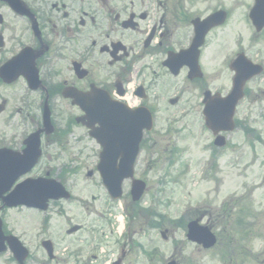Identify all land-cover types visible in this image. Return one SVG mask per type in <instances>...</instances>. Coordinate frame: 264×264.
I'll return each instance as SVG.
<instances>
[{
    "label": "flooded vegetation",
    "instance_id": "af4514ba",
    "mask_svg": "<svg viewBox=\"0 0 264 264\" xmlns=\"http://www.w3.org/2000/svg\"><path fill=\"white\" fill-rule=\"evenodd\" d=\"M200 4L204 8H196V0H0V243L10 251L4 237L12 236L19 241L17 251H27L21 261L11 257L13 264H153L151 259L160 256L165 263L181 264L180 253L164 259L154 247L156 235L164 241L168 226L175 232L180 223L165 220L163 187L159 178L151 182L147 177L153 171L149 163L140 173L134 170V178L146 184L139 200L130 194L133 178L124 179L122 196L112 199L97 168L99 145L87 136L66 147L69 119L55 113L75 110L76 116L83 115L82 106L65 93L95 92L110 106L152 114L139 159L183 155L179 143L192 127L176 119L164 128L157 125V114L166 109L201 112L208 106V32L198 48L191 47L193 20L208 15V0ZM172 59L184 63L175 74L168 67ZM262 95V90L254 95L234 138V132L227 133L221 147L231 158H252L261 173L236 208L222 204L215 214L205 211L203 219L217 237L222 233L217 234L215 220L228 223L219 237L224 239L220 251H200L208 252L215 264H264ZM46 111L55 133L43 126ZM204 129L207 138L199 147L208 158L218 147L210 133L208 148ZM239 136L246 137L241 145L236 144ZM128 154L120 142L112 158L118 164ZM52 179L63 186L65 197L51 200ZM89 188L93 193L85 199ZM12 192L16 204L8 206ZM118 215L122 230L116 225ZM233 220L237 238L231 237Z\"/></svg>",
    "mask_w": 264,
    "mask_h": 264
},
{
    "label": "rangeland",
    "instance_id": "374dc122",
    "mask_svg": "<svg viewBox=\"0 0 264 264\" xmlns=\"http://www.w3.org/2000/svg\"><path fill=\"white\" fill-rule=\"evenodd\" d=\"M201 1L196 0V8H204L205 5L200 4ZM251 3L252 0H208V13L219 7L229 9L230 12L227 23L208 35V89L210 90L222 91L230 89L231 72L227 67V62L235 50L241 49L246 52L248 57L264 62V40L255 43L254 28L247 16ZM248 86L247 89H250V92L247 100L244 101L239 109V117L246 113L247 107L251 104L252 99L255 98L254 95L259 90L264 91V79L256 83L252 81ZM261 98L264 99V96L262 95ZM257 100L260 99L257 98ZM261 104L264 112V102ZM178 113L179 110L175 109L161 111L158 116L159 125H172ZM64 114L65 116L63 114L61 116L67 121L68 119L70 120L71 115L73 116L77 112L71 110ZM197 114L198 111H190L182 119L183 123H187L192 127L191 132L184 135V138L179 143V146L185 151L182 158L177 156L173 159V163L164 161L162 165H159V160L148 161L144 158L140 159V168L146 167L148 163L149 167L153 168V171L149 172L147 176L151 182H153L157 174L162 173V171L157 172V168H162L164 171L165 177L169 182L166 194H169L162 209L169 219H178V217L188 214V212L190 214L193 210H209L215 214L225 198L229 197V199L235 200L236 197L234 195L243 191L240 184L244 178L242 179L241 175L243 173L246 175L250 174L249 170L243 171V163L248 162L246 164L248 166L250 161H253L252 158L242 159L240 164H236V161L229 155L218 159L209 157L206 159L199 145L205 140L207 135L200 133L202 123L198 119ZM261 128H264V123L262 122H260L259 126L260 130ZM72 132L68 135L66 147L73 142L74 137L83 136L80 128L72 127ZM245 138V136L237 137L236 141L238 143L236 144L241 145ZM196 139H199L200 142ZM195 142H197V145H195ZM256 168L257 166H255ZM174 178L177 179L176 182ZM90 193H93L92 188L83 192L85 199H89ZM232 196L234 197L230 198ZM168 227L170 231L167 235L168 238L163 241L158 234L155 236L156 240L154 243L156 251H159L160 255L164 256V259L172 254L180 253L181 264L195 262L196 264L216 263L208 260V253L200 252L203 250L198 249L195 244L186 240L184 230L179 228L174 232L171 225ZM212 251L220 250L214 249ZM8 256V253L0 256V264H12ZM151 260L153 264L165 263L161 256ZM145 264L148 263L145 262Z\"/></svg>",
    "mask_w": 264,
    "mask_h": 264
},
{
    "label": "water",
    "instance_id": "95a60500",
    "mask_svg": "<svg viewBox=\"0 0 264 264\" xmlns=\"http://www.w3.org/2000/svg\"><path fill=\"white\" fill-rule=\"evenodd\" d=\"M250 17L252 18V21L257 26V28H260V26L264 25V0H256L255 9L250 13ZM223 18L224 13H217L213 16H210L208 18V29L215 24L221 23L223 21ZM202 36L203 33H201L200 37ZM240 59L238 61L239 66L236 67V75L233 79V90L230 95L223 100H219V98H212L208 100V126L214 131H217L220 128L227 129V126H230L229 124L231 122L235 103L241 94L244 82L258 71V69L255 68V66L250 62L247 63L243 59ZM145 117L146 115L144 114V112L137 111L133 112L132 121L131 119L128 120L127 126L134 130V137H139L142 128L146 127ZM46 119L48 120V113H46ZM96 120L99 123L100 128H98L97 132L94 135L101 143H103L104 141L101 137V134L99 133V129H103V126H105V124L102 122L101 117L99 119L97 118ZM147 127L149 128V126ZM127 161L128 164L127 166L124 165V167L130 168L131 161L130 159H128ZM130 175V171L124 174L121 173L117 175L118 178L116 180H112L114 174L109 175L108 180L109 178L111 179V181L109 180V182L111 183L112 190H114L115 187L118 188V181H120L122 177ZM142 187L143 186L141 185V187L139 188L140 191H142ZM187 236L190 240L197 243H202L205 247H208L214 243V236L209 233L208 228L199 226L197 224V220L189 223ZM12 250L14 252V255L18 256V251H16L13 245Z\"/></svg>",
    "mask_w": 264,
    "mask_h": 264
}]
</instances>
